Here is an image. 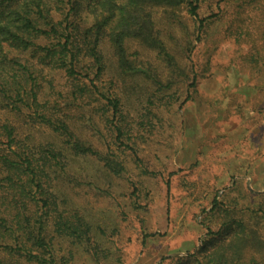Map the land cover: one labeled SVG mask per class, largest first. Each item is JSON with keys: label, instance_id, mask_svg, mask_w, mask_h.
<instances>
[{"label": "rangeland", "instance_id": "obj_1", "mask_svg": "<svg viewBox=\"0 0 264 264\" xmlns=\"http://www.w3.org/2000/svg\"><path fill=\"white\" fill-rule=\"evenodd\" d=\"M238 1L203 0L201 31L187 3L176 13L153 7L172 65L157 50L132 43L143 72L123 74L104 42L107 67L95 83L121 99L115 121L87 78L40 65V111L72 121L98 152L125 166L121 173L94 156L74 155L66 136L32 117V108L0 109V122L16 129L15 148L53 145L68 154L71 175L60 179L57 192L65 207L88 219L94 248L62 237L59 256L72 252L71 264H160L201 245L205 212L216 195L249 203L248 190L264 192V64L243 58L246 47L226 35L219 8L232 10ZM79 70L96 77L90 58L82 59Z\"/></svg>", "mask_w": 264, "mask_h": 264}, {"label": "trees", "instance_id": "obj_2", "mask_svg": "<svg viewBox=\"0 0 264 264\" xmlns=\"http://www.w3.org/2000/svg\"><path fill=\"white\" fill-rule=\"evenodd\" d=\"M202 1L0 0V109L32 108V117L66 136L74 155L94 156L111 172H123L125 166L109 152H98L72 121L40 111L39 70L46 65L87 78L111 108L115 121L121 99L95 83L107 67L103 43L111 45L123 74L143 72L130 52L132 43L157 50L172 65L175 58L161 37L153 7H169L176 13L187 3L201 31L207 19L198 12ZM219 8L226 18V35L237 46L246 47L243 58L263 65L264 0H239L232 10ZM83 58L92 60L94 79L79 70ZM193 79L195 84L197 73ZM73 99H78L76 91ZM115 129L120 139L123 130L118 123ZM15 130L9 122H0V264H69L73 253L59 256V239L91 249L94 244L88 219L81 211L65 207L57 192L60 179L71 175L68 154L53 145L15 148ZM248 192L249 203L240 196L216 195L205 212L206 235L201 245L186 255L166 257L160 264H264V192Z\"/></svg>", "mask_w": 264, "mask_h": 264}]
</instances>
